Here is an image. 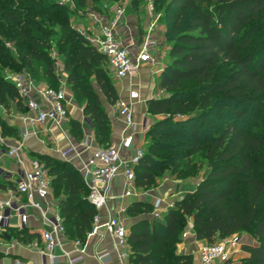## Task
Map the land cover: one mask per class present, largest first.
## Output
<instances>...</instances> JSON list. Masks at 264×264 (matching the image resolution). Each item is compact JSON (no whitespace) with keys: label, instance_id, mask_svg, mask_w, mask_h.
Wrapping results in <instances>:
<instances>
[{"label":"trees","instance_id":"16d2710c","mask_svg":"<svg viewBox=\"0 0 264 264\" xmlns=\"http://www.w3.org/2000/svg\"><path fill=\"white\" fill-rule=\"evenodd\" d=\"M71 3L84 6L87 0ZM155 3L163 5L172 45L170 61L158 75L163 95L146 102L147 112L162 118L145 133L144 155L135 167L136 184L140 190L152 189L157 176L180 160L187 159L186 167L192 171L197 166L190 160L194 155L205 159L198 166L207 170L196 188L160 218L153 216L154 205L147 201L128 205L127 214L139 217L127 231L128 264H194L193 254L178 252L191 220L197 239L209 244L250 232L258 244L243 246L249 256L241 264H264V0ZM69 14L57 0H0V66L7 61L48 85L63 76L83 104L96 142L108 146L111 119L95 83L112 106L119 100V90L105 55L71 26ZM51 23L60 26L59 39L52 38L56 32ZM11 47L17 56L10 54ZM53 52L62 57L61 74ZM23 104L16 85L0 78V106L26 112ZM70 124L81 134L78 140L75 137L79 142L81 124L76 120ZM158 152L170 155L159 158ZM38 158L52 179V191L54 185L62 187V196H55L60 197L58 210L66 236L84 242L97 210L88 200L90 190L82 173L73 163L57 171V164L71 162L54 156ZM4 186L0 180V188ZM8 230L19 232L23 243L42 241L37 229ZM0 236L15 239L7 233Z\"/></svg>","mask_w":264,"mask_h":264},{"label":"built area","instance_id":"2783aa9c","mask_svg":"<svg viewBox=\"0 0 264 264\" xmlns=\"http://www.w3.org/2000/svg\"><path fill=\"white\" fill-rule=\"evenodd\" d=\"M63 2H71V0H63ZM110 11V16L91 11L89 33L80 31L99 52L105 55L109 70L119 82L130 80L128 93L121 96L115 105L117 114L125 123L122 138L119 142L101 146L93 135L85 134L80 142L70 144L68 148L60 151V154L66 160H71L70 156L73 154L72 158L80 162L79 170L90 190L88 200L97 210L87 237L103 234L115 237L121 247L120 256L125 259L129 255L128 227L125 221L128 206L122 205L117 212L106 219L101 217L100 210L107 206L108 189L117 176L123 178L122 198L139 195L135 167L144 155V145L138 146L137 139L139 135L146 133L149 124L139 123L136 119L135 106L144 98L135 86L134 80L144 65L159 64L161 54L162 52L166 54V50L161 49V41L155 30L156 19L149 22L142 36H138L131 45H128L121 38L125 24V8L115 4ZM52 55L58 69L61 61L55 52ZM13 82L26 103V112L19 116L22 123L30 124L32 128L48 123L63 128L70 121L64 86L55 88L48 84H40L27 72L14 76ZM27 132L25 130L24 133ZM6 160L13 161L16 167L12 169L0 164V176L11 182L13 186L9 197L0 200V233L13 226H18L20 229L28 228L30 208H33L38 211L45 226L41 231L42 241H33L34 248L43 255L49 256L51 260L57 257L58 250L69 256L63 248L67 239L63 218L58 209L52 211L46 203L53 191L52 179L45 165L38 157L29 156L22 143H10L0 134V161ZM160 201L161 199H158L153 212L156 218L162 215ZM14 219H17L16 223ZM189 235L190 231L186 229L182 235L183 240ZM79 244L80 241L77 242V245ZM241 246L237 234L212 244H203L199 248L198 264H232L234 254ZM98 259L102 262L108 261L109 252L98 254ZM75 261L69 256L70 264H75ZM15 264L27 263L17 259Z\"/></svg>","mask_w":264,"mask_h":264},{"label":"crops","instance_id":"0c3cea01","mask_svg":"<svg viewBox=\"0 0 264 264\" xmlns=\"http://www.w3.org/2000/svg\"><path fill=\"white\" fill-rule=\"evenodd\" d=\"M135 20L125 22L122 31H121V38L123 42H125L128 45H131L136 37V22L134 25ZM145 24L144 26H147ZM161 58V57H160ZM58 71L63 72V63L60 64ZM155 70L152 65L146 64L144 65L138 75L136 76L134 80L135 86L140 90L142 97L145 95V84L146 80L144 79V75H148L149 73L154 74ZM149 78H147L148 81ZM150 80V79H149ZM37 82L40 84H48L43 79H37ZM144 82V83H143ZM149 83V81H148ZM130 88V80L125 79L121 81L120 86L118 87L119 90V98L121 96H125L128 93V90ZM66 89V88H65ZM68 88L66 90L67 93V99H68V110H69V120H76L81 124L82 127V133L83 136L85 134L93 135L95 138L94 128L90 122L85 123L87 119L83 118L85 117V114L83 113V108L81 109L78 107L75 102L73 101V98L68 95ZM144 100L140 101L135 106V114L136 119L139 123L140 118L142 115L147 114V100L146 97H143ZM103 104L106 108V111L111 119V143L113 142H119L123 135V129L125 127L124 120L121 116L117 114V108L107 103L106 99L101 97ZM106 105H109L110 108ZM27 110V109H26ZM20 114V112H19ZM18 114V116H19ZM16 115V124H19V136L17 137H4L8 142L10 143H22L24 145L25 152L31 156V157H39L41 155H50L54 156L56 158L63 159L61 157L60 151L68 148L70 144H76L78 141L76 140L74 136V131L72 130V126L70 124V121L64 125L63 128H58L55 125L52 124H44V125H36L34 128L30 126V124L22 123ZM89 121V120H87ZM25 130H27V134H25ZM81 141V140H80ZM79 141V142H80ZM145 144V134L139 135L137 139V145L141 146ZM133 152V151H132ZM73 157V154L70 156L71 160H67L74 165L77 166V168H80V162ZM85 157V156H84ZM0 164L7 167L15 169V164L13 161L6 160V161H0ZM0 179H3L2 176H0ZM199 183L196 182L195 184H191L188 187H186V191L183 190L182 185L177 184L174 192H170L168 183H163L162 185L144 191V190H138L139 195L133 196L130 198H122L123 193V178L122 176H117L110 184V187L108 189V203L105 208L100 210V215L103 219H106L109 215L114 214L118 211V209L122 205H129L135 200L139 201H147L151 203L152 205H156L158 199H161L160 201V209L161 211H166L170 207L174 205L176 200L181 198L187 191L194 190ZM5 186L3 188H0V200L4 199L6 197H9L10 190L13 187L11 182L4 181ZM174 194L172 197H169V194ZM59 196H55V194H52L48 200L47 204L51 207V210L58 209L59 204ZM155 209V207H154ZM30 223L28 228L29 229H37L40 232L44 229V224L40 218V215L37 210L30 208ZM139 217H132L129 214L125 215V221L127 224V227L129 228L132 223H134ZM134 219V220H133ZM14 222H17V219H14ZM15 228L20 229L18 226H13ZM190 231V235L188 238L184 239L181 243L178 245V252L179 253H190L194 256V264L199 263V248L201 245L206 244L207 242L205 240H199L196 237V234L193 229L192 220L189 222L188 228ZM240 237L242 246L241 248H238L236 250V253L234 254V257L232 259V264H241L242 260L247 258L249 256V252L243 249L244 245H257L258 241L257 239L249 233L243 232L241 234H237ZM0 239L5 241V246L3 248V254L0 255V264H15L17 259H22L27 264H70L69 263V256L72 259H75V264H128V257L123 259L120 256L121 247L119 246L118 240L109 235V234H103V235H94L91 237H87L84 242L77 245V240L74 239H67L65 240L63 248L68 252L69 256H66L62 254L61 250H58L56 252L57 257L53 260L50 259L49 256H45L40 251H38L32 243H23L21 241H17L16 239H7L0 236ZM8 245V246H7ZM1 248V249H2ZM103 252H109L110 259L106 262H102L98 259V254ZM127 252L129 254V246L127 249ZM129 256V255H128Z\"/></svg>","mask_w":264,"mask_h":264},{"label":"rangeland","instance_id":"374dc122","mask_svg":"<svg viewBox=\"0 0 264 264\" xmlns=\"http://www.w3.org/2000/svg\"><path fill=\"white\" fill-rule=\"evenodd\" d=\"M40 1H43V0H40ZM57 1L64 4L67 7L68 11H70L69 16H70L71 26H73L74 28L78 30H83L87 33H89L90 31V28H89L90 27L89 26L90 12L97 11L102 14H107L110 16L111 15L110 9L112 5H115V4H119L120 6L125 8V17H124L125 22L132 21L133 19L135 20L136 22V35L135 36L136 37L142 36L145 30V27H146L144 26L145 24L147 23L149 24L150 21H153L154 19H156L157 23L155 25V30H156L157 35L159 36L158 37L159 40L161 41V44H160L161 49L166 50V54L162 52L159 64H157L156 66H153L154 70H156L154 74L149 73V76L144 75V79L146 80V83H147L144 86L147 90H145L146 93H144L145 95L143 97H146V99L147 98L150 99L153 97H160L161 95H163V91L158 86V74L160 70H162L164 66L168 64V62L170 61L169 50L171 49V45H172V38L168 37L166 34L167 21L163 17V5L156 4L155 3L156 0H136V2L134 3L131 0H87L86 5L84 6H78V5L75 6L73 3L63 2V0H57ZM135 22H134V25H135ZM50 28H53L54 32H56V35L53 34L52 38H54V40L55 38L59 39L60 26L57 25L56 23L55 24L51 23ZM7 45L10 46L9 44ZM10 54L11 55L13 54V56H17L16 50L13 47H11L10 49ZM56 55L57 57H59L61 63H63L62 57L59 56L57 53ZM1 64L2 65L0 66V78L7 79L11 81L12 83H14L13 77L17 76L22 71L9 65L7 61L6 62L2 61ZM107 68H108V65H107ZM57 73L61 74V71H57ZM60 78L61 79L58 80L57 84H54V82H51L49 85L51 86L54 85L58 87L64 86L66 90L68 88L69 90L68 95L72 97L75 104L82 109L83 104L79 101L77 94L74 91H72L71 88L67 85L65 78L63 76H61ZM147 78L150 79V80L148 79L149 83L147 81ZM112 80L116 88L120 86L121 82H119L113 75H112ZM95 87L98 90V93L101 95V97H103V95L99 92V88L97 87L96 83H95ZM25 106H26V103L24 101V104L22 105V107L24 108ZM106 106L108 107V109L110 108L109 105H106ZM23 113L24 112H21L15 109L14 106H9L8 108L4 106H0V134L4 136L12 137V138L13 137L18 138L19 134L16 135L15 133L13 134L11 131H9L6 124L18 129L19 124H16L17 120L15 117L16 115L18 116L19 114L20 116ZM83 118L89 120V118L86 115ZM160 118H162L161 115H152L147 112L146 115L144 114L141 116L140 122L141 123L145 122L150 125L154 121ZM87 120L85 123L90 124V120L89 121ZM80 135L81 134H77V132H74V136L77 138V140L80 138ZM169 155L170 153L168 152H158L156 154V156H158L159 158L167 157ZM190 160L194 162L195 165H197L195 166L194 170L191 171L190 169L186 167V164L188 162L187 159L177 161L175 163V166L166 167L164 173L157 176V182L153 188H156L166 182L168 183V186L170 187L169 188L170 192H174L177 184L182 185L183 190L186 191V187L200 181V179L206 173L207 169L205 165L204 166L202 165V168H199L198 165L201 162L202 163L205 162V159L203 157H198V155H194ZM63 161H66L69 163V161L67 160H63ZM70 164L72 163H69V165H64L62 163H59L56 165V170L61 171L62 167L69 169L71 166ZM183 169H185V171L184 173H181ZM0 180L2 182L5 181V179H0ZM53 194L62 196V187L58 185H54ZM173 195L170 193L169 197H172ZM152 212H155V209H153ZM164 212L165 211H161V214H163ZM67 228L69 229L71 228V226L67 225ZM4 233H7L9 234V236L14 237L17 241L21 237L19 232L14 231V230H8V228L4 231ZM246 233L250 234V232H246ZM4 246H5V241L0 239V253L2 254L4 253L3 252Z\"/></svg>","mask_w":264,"mask_h":264},{"label":"water","instance_id":"95a60500","mask_svg":"<svg viewBox=\"0 0 264 264\" xmlns=\"http://www.w3.org/2000/svg\"><path fill=\"white\" fill-rule=\"evenodd\" d=\"M108 73H111V71L108 69Z\"/></svg>","mask_w":264,"mask_h":264}]
</instances>
